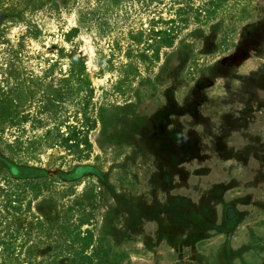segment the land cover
I'll use <instances>...</instances> for the list:
<instances>
[{
  "label": "rangeland",
  "instance_id": "obj_1",
  "mask_svg": "<svg viewBox=\"0 0 264 264\" xmlns=\"http://www.w3.org/2000/svg\"><path fill=\"white\" fill-rule=\"evenodd\" d=\"M0 184V264H129L141 194L264 263V0H0Z\"/></svg>",
  "mask_w": 264,
  "mask_h": 264
},
{
  "label": "flooded vegetation",
  "instance_id": "obj_2",
  "mask_svg": "<svg viewBox=\"0 0 264 264\" xmlns=\"http://www.w3.org/2000/svg\"><path fill=\"white\" fill-rule=\"evenodd\" d=\"M17 185H19L20 190H24L21 194H18L20 196H17V210L21 211L22 207L25 206V202H30V208L33 207V201L37 200L38 196L42 195L37 192V185L33 181H21ZM135 199L137 200V214L136 218H133L132 221L135 224L134 226L141 227L142 236L141 239L134 243L133 250L127 255L129 264H199V262H202V258H204L203 253L201 250L195 249L200 242H196L197 245H195L196 243H193L190 239L188 240V231L176 234L177 237L181 238L179 242H171L168 236L170 232H168L167 229H165V231L162 230V216L164 215L161 211H157V213L151 211L147 194L137 195ZM39 208L42 209L41 212L45 213V216L47 214V217L51 214L50 211L53 209L52 204L42 205ZM24 210L27 211L26 209ZM140 216L146 219L141 221V219H138ZM150 217H152V219H150ZM39 222L43 223L42 220ZM57 226L60 230L59 232L64 231V226L60 225L59 222H57ZM47 231L48 229L45 228L44 232ZM213 241L215 240L213 239ZM222 242L223 241H219V243ZM84 247L85 245L83 248ZM56 248L61 249L62 247ZM194 249L197 252H195ZM197 254L200 260L197 258Z\"/></svg>",
  "mask_w": 264,
  "mask_h": 264
},
{
  "label": "crops",
  "instance_id": "obj_3",
  "mask_svg": "<svg viewBox=\"0 0 264 264\" xmlns=\"http://www.w3.org/2000/svg\"><path fill=\"white\" fill-rule=\"evenodd\" d=\"M213 243H214V245H216V243L213 241ZM199 260H200V258H199ZM202 262H199V264H201ZM202 264H205V263H202Z\"/></svg>",
  "mask_w": 264,
  "mask_h": 264
},
{
  "label": "trees",
  "instance_id": "obj_4",
  "mask_svg": "<svg viewBox=\"0 0 264 264\" xmlns=\"http://www.w3.org/2000/svg\"><path fill=\"white\" fill-rule=\"evenodd\" d=\"M0 192H1V184H0Z\"/></svg>",
  "mask_w": 264,
  "mask_h": 264
}]
</instances>
